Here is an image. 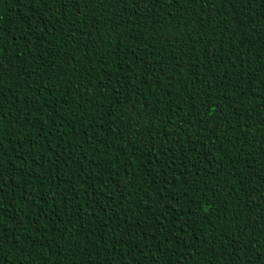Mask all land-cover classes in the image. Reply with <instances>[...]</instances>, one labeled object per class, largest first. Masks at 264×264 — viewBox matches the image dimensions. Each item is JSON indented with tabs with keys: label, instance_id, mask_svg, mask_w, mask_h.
<instances>
[{
	"label": "trees",
	"instance_id": "16d2710c",
	"mask_svg": "<svg viewBox=\"0 0 264 264\" xmlns=\"http://www.w3.org/2000/svg\"><path fill=\"white\" fill-rule=\"evenodd\" d=\"M0 264H264V0H0Z\"/></svg>",
	"mask_w": 264,
	"mask_h": 264
}]
</instances>
